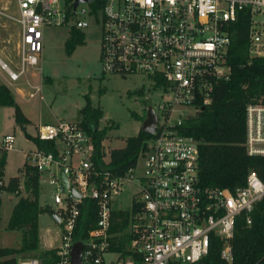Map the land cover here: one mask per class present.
Returning <instances> with one entry per match:
<instances>
[{
  "label": "built area",
  "instance_id": "2783aa9c",
  "mask_svg": "<svg viewBox=\"0 0 264 264\" xmlns=\"http://www.w3.org/2000/svg\"><path fill=\"white\" fill-rule=\"evenodd\" d=\"M18 11L19 66L0 63L10 82L37 68L44 28L82 31L93 21L100 27L102 72L147 76L161 94L152 105L153 136L121 174L106 167L110 153L103 142L96 162L94 142L77 120L37 125L33 138L52 149L32 140L25 163L37 171L39 183L53 188L42 208L60 217L53 219L58 244L43 250L50 252L46 263L35 256L15 257L16 264H71L75 242L82 243V264H204L214 237L231 262L237 218L243 214L251 224L264 183L250 170L234 190L201 186L200 141L178 127L210 105L216 85L230 79L228 53L239 19L247 22L249 59L264 58V0H18ZM34 90L29 96L38 93L43 100L41 85ZM14 141V134L3 135L0 150H12ZM244 147L250 156H264V79L261 92L245 105ZM83 209L95 219L87 231L78 227Z\"/></svg>",
  "mask_w": 264,
  "mask_h": 264
},
{
  "label": "trees",
  "instance_id": "16d2710c",
  "mask_svg": "<svg viewBox=\"0 0 264 264\" xmlns=\"http://www.w3.org/2000/svg\"><path fill=\"white\" fill-rule=\"evenodd\" d=\"M247 22L239 19L233 26L228 60L232 66L229 80L216 85L212 103L200 108L194 116L186 118L178 127L183 134L191 135L199 144V184L234 190L245 184L247 173L255 171L264 183V156H250L244 147L245 105L261 92L264 79V58L249 59L247 43ZM84 43L81 31L71 29L64 42V50L70 55L76 46ZM139 95L143 89L138 90ZM85 104L78 109L79 124L91 136L95 146V160L101 161L102 142L106 138V128L99 129L102 110L94 106L88 94ZM0 106L13 107L14 121L21 126L29 123L20 106L16 103L10 88L0 84ZM153 134L139 129L137 134L128 136L125 145L109 151L110 160L106 165L116 174H121L135 165L138 154ZM40 148L51 150L50 143L32 138ZM7 152L0 150V181L3 179ZM24 184L30 196L21 195L19 177L12 176L0 191L15 193L17 202L13 205L6 224L8 230L21 233L19 249L0 246V264H16L14 254L22 251H35L39 242L38 216L44 212L39 205V176L36 170L23 164ZM79 220V230L87 231L94 226L93 212L84 211ZM121 214V213H120ZM251 224L246 225L244 215L236 221L233 237L230 240L232 260L228 262L221 256L222 241L212 238L204 264H264V197L251 213ZM1 221V197H0ZM77 236V235H75ZM42 251L39 257L47 262V254Z\"/></svg>",
  "mask_w": 264,
  "mask_h": 264
},
{
  "label": "rangeland",
  "instance_id": "374dc122",
  "mask_svg": "<svg viewBox=\"0 0 264 264\" xmlns=\"http://www.w3.org/2000/svg\"><path fill=\"white\" fill-rule=\"evenodd\" d=\"M18 0H0V57L13 70L19 66L18 47L20 27L18 23ZM84 43L76 46L68 55L64 42L69 36L68 27L48 26L43 31V50L37 68H30L16 82L8 84L6 70L0 65V84L4 81L10 88L16 103L24 109L31 122L21 126L15 123L13 107L0 106V139L5 134H14L13 149L7 152L3 180L17 175L21 183V195L30 196L31 192L24 184L22 168L25 162L24 151L33 148L32 141L39 123H53L59 119L77 120L78 109L85 104L88 94L94 106L102 110L99 129L106 128L103 148L109 151L125 145L128 136L137 134L147 111L160 99V90L153 88L152 79L144 75L126 77L102 72L99 53L101 33L98 24L90 25L81 31ZM4 83V84H5ZM41 85L43 100L38 93L35 97L34 86ZM143 89L139 95L138 90ZM142 170L139 160L136 173ZM46 175H44L45 177ZM53 188L41 182L39 205L51 201ZM128 187L126 191H130ZM124 195V194H123ZM18 196L15 193H1L0 246L19 249L21 233L18 230L6 229V224ZM49 207H53L50 202ZM40 242L35 251H22L14 254L16 258L35 257L44 249L58 244L57 224L46 210L39 214ZM44 252V251H43Z\"/></svg>",
  "mask_w": 264,
  "mask_h": 264
},
{
  "label": "water",
  "instance_id": "95a60500",
  "mask_svg": "<svg viewBox=\"0 0 264 264\" xmlns=\"http://www.w3.org/2000/svg\"><path fill=\"white\" fill-rule=\"evenodd\" d=\"M80 1H87V0H75V5ZM155 127H156V116H155L153 110L150 108L147 111L146 118L141 125V130H143L146 133L153 134L155 131ZM62 180L64 182V185L67 186V180L63 174H62ZM49 214L52 216V218L56 222L59 221L60 217L55 215L53 212H50ZM81 254H82V243L81 242H75L73 244V249L71 252V264H82Z\"/></svg>",
  "mask_w": 264,
  "mask_h": 264
},
{
  "label": "crops",
  "instance_id": "0c3cea01",
  "mask_svg": "<svg viewBox=\"0 0 264 264\" xmlns=\"http://www.w3.org/2000/svg\"><path fill=\"white\" fill-rule=\"evenodd\" d=\"M20 27V26H19ZM20 43V42H19ZM0 63H5L3 60H2V58L0 57ZM4 76V78H7V80H9L8 79V77L7 76H5V75H3ZM5 82L4 81H1V84H4ZM8 84H12L10 81L9 82H7ZM5 85H6V83H5ZM21 109H22V111H23V113H24V115L29 119V123L31 122V119L28 117V115L26 114V112L24 111V109L22 108V107H20ZM25 163V162H24ZM23 163V164H24ZM22 168H23V166H22ZM15 176H17V175H15ZM12 177V176H11ZM10 178V177H9ZM8 178V179H9ZM4 179V178H3ZM8 179L7 180H4V181H8ZM40 184L41 183H39V189H40ZM5 192V191H4ZM4 192H2V193H4ZM6 193H9V192H6ZM0 197H1V194H0ZM18 200V199H17ZM17 200H16V202H17ZM9 219V218H8ZM39 226V225H38ZM39 242H40V229H39Z\"/></svg>",
  "mask_w": 264,
  "mask_h": 264
}]
</instances>
